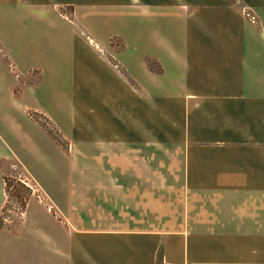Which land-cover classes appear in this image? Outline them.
<instances>
[{
	"label": "crops",
	"instance_id": "crops-1",
	"mask_svg": "<svg viewBox=\"0 0 264 264\" xmlns=\"http://www.w3.org/2000/svg\"><path fill=\"white\" fill-rule=\"evenodd\" d=\"M17 170L0 264H264V0H0Z\"/></svg>",
	"mask_w": 264,
	"mask_h": 264
},
{
	"label": "rangeland",
	"instance_id": "rangeland-1",
	"mask_svg": "<svg viewBox=\"0 0 264 264\" xmlns=\"http://www.w3.org/2000/svg\"><path fill=\"white\" fill-rule=\"evenodd\" d=\"M81 6L82 5H79V9L80 10H82L81 9ZM57 10L59 11V12H65V11H69V8L68 7H65V8H63V7H58L57 8ZM18 171V170H17ZM15 172V176H13V177H10L9 179H11V180H13V184L9 187V192H10V194H13L14 193V191L16 190V188H18L19 189V186H18V184H20V185H22L20 182H19V179H25L26 181H28L29 182V184L30 185H34V183H32V181L31 180H29V179H27L26 177H28L26 174V176L24 175V174H22V172ZM17 189V190H18ZM15 198H14V195H8V200H9V202L8 203H6V205L4 206V208L2 209V211L0 212V222H2V220L4 219V218H6V219H10V225H14V224H16L17 223V221H18V217H17V214H14L12 211V209H11V205L15 202V200H14ZM13 202V203H12Z\"/></svg>",
	"mask_w": 264,
	"mask_h": 264
},
{
	"label": "built area",
	"instance_id": "built-area-1",
	"mask_svg": "<svg viewBox=\"0 0 264 264\" xmlns=\"http://www.w3.org/2000/svg\"><path fill=\"white\" fill-rule=\"evenodd\" d=\"M244 14L245 16L253 23H255L257 21V17L251 13L248 10H244ZM35 120H37L40 124H42L44 127L48 128V130H50L51 132H53V130L51 129V126L49 124V122L42 116H35V115H31ZM19 182L21 184H23L24 186H26L27 188H29V190L31 191L32 194H35L37 199L42 202L44 201L43 197L39 194V192H37L32 185L29 184L28 181H26L25 179H19ZM18 208V207H17ZM19 209V208H18ZM164 264H177V263H164Z\"/></svg>",
	"mask_w": 264,
	"mask_h": 264
},
{
	"label": "trees",
	"instance_id": "trees-1",
	"mask_svg": "<svg viewBox=\"0 0 264 264\" xmlns=\"http://www.w3.org/2000/svg\"><path fill=\"white\" fill-rule=\"evenodd\" d=\"M149 65H151V64L149 63ZM12 184H13V180H11V179H6V180H5V191H6V194H7V196H8V195H16L17 198H19V197H20V194H19L18 192L22 191V190H23V187H22V185L18 184L19 189L16 188V190L14 191L15 193L10 194V192H9V187H10ZM17 189H18V190H17Z\"/></svg>",
	"mask_w": 264,
	"mask_h": 264
}]
</instances>
